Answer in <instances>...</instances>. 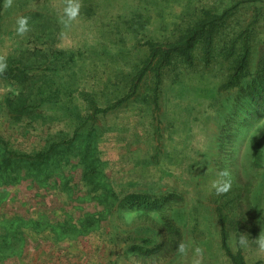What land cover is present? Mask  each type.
<instances>
[{"label":"rangeland","instance_id":"374dc122","mask_svg":"<svg viewBox=\"0 0 264 264\" xmlns=\"http://www.w3.org/2000/svg\"><path fill=\"white\" fill-rule=\"evenodd\" d=\"M68 2L0 0L8 64L0 73V258L8 248L28 252L0 264H141L135 256L159 244L163 219L156 211L139 219L137 201L162 197L188 251L177 247L156 264H191L196 247L203 264H232L218 207L231 251L264 264V251L237 243L241 233L264 236V116L251 119L244 93L264 82V0H71L79 13L66 25ZM208 11L223 15L208 65L199 41L192 65L174 56L162 69L157 105L147 71L134 96L94 113L129 90L145 41L177 39ZM20 17L28 21L23 35ZM245 36L247 70L225 88ZM222 171L231 187L217 194L211 182ZM53 219L62 224L57 240L46 228Z\"/></svg>","mask_w":264,"mask_h":264},{"label":"trees","instance_id":"16d2710c","mask_svg":"<svg viewBox=\"0 0 264 264\" xmlns=\"http://www.w3.org/2000/svg\"><path fill=\"white\" fill-rule=\"evenodd\" d=\"M223 15H216L212 14L209 11L205 13L203 19L199 22L195 23L194 25L187 28V30L177 39L171 41H152L147 40L144 45L148 48V55L145 58L142 66L136 71L135 75L133 76L132 83L130 85L129 90L120 98L114 100L111 104H108L104 107L94 105L93 110L94 113L97 114L99 112H107L108 110L114 109L120 104L132 96L136 94L139 82L145 72L150 71L154 72L155 76V86L152 94V100L155 105L158 103V93H159V85L161 80V71L165 67L171 64L172 59L174 56L180 57L186 64L192 65L194 60V49L199 41L202 42V48L204 50V57L206 64L208 65L211 60V53H212V45H213V38H214V30H215V21L222 18ZM235 40L231 41L230 48L228 52H226V56L230 57L234 54L235 49ZM250 42L249 36H245L240 45L239 53L234 57L233 65H232V72L228 80L222 85L223 87H232L239 82L241 75L247 70L248 67V58L250 52ZM236 50V49H235ZM234 51V52H233ZM264 73V72H263ZM264 77V74H263ZM245 96L249 102L248 113L252 120L254 119H261L264 116V82H252L246 89H244ZM93 114V115H95ZM56 144V143H55ZM53 144L47 151L44 153H48L50 149L53 148L55 145ZM44 153H40L39 156L42 157ZM164 200L160 202L154 201L145 205L142 202L137 201L138 208L135 209L138 212L137 217L139 219H151L149 213L151 211L159 212V217L163 219L161 225H159L162 237L158 245L153 247H146V249L139 250L138 254L135 256V260L141 264H156L159 261L164 260L170 254L176 251L179 241L175 236L177 231L174 228L171 219L168 218L166 211L164 208V201H167V198L162 197ZM122 206H124V201H121ZM141 204V205H140ZM132 210V207H130ZM217 213L220 218L221 222V242L222 248L224 249L225 253L229 257L232 264H248L245 260L243 255L241 254L240 250L238 249L236 252H232L227 243V232L225 228V216L223 215L221 209L217 208ZM100 219L99 223L102 224L104 220H106L105 216L102 217L101 212L96 213ZM75 218V217H73ZM78 222L81 221V217L76 218ZM61 222L58 219H53L50 221L46 228L50 231V233L54 236V238L60 239V235L63 232L61 230ZM81 229L78 232H81L82 235L88 233L90 231L88 227L85 228V225H81ZM77 229V226L73 225V231ZM85 229V230H84ZM24 247V246H23ZM22 249V248H21ZM8 253V257H1L0 261H5L9 259V257H21L23 254H27L26 248L24 247V251H19L17 253L15 247L6 249ZM27 252V253H25ZM21 255V256H20ZM24 264H27L24 263Z\"/></svg>","mask_w":264,"mask_h":264},{"label":"clouds","instance_id":"9594fccd","mask_svg":"<svg viewBox=\"0 0 264 264\" xmlns=\"http://www.w3.org/2000/svg\"><path fill=\"white\" fill-rule=\"evenodd\" d=\"M11 0H8V5L10 6ZM79 3L71 2L68 3L63 8L62 20L67 25L71 21L75 20L79 13ZM17 33L23 35L29 30L28 21L25 17H20L17 20ZM8 67L7 60L4 56H0V73H3ZM229 173L227 171H222L218 174V177L211 182V189H214L217 194L229 191L231 187V181L228 179ZM238 246L241 248H250L253 244L259 251H264V236H258L254 240H250L248 235L241 233L237 240ZM178 251L181 255H186L188 251V245L181 243L178 245ZM204 250L200 247L194 249V255L192 256L191 264H203Z\"/></svg>","mask_w":264,"mask_h":264}]
</instances>
